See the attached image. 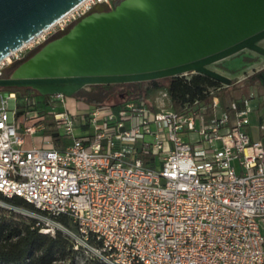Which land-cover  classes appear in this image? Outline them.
I'll return each instance as SVG.
<instances>
[{"label":"built area","instance_id":"built-area-1","mask_svg":"<svg viewBox=\"0 0 264 264\" xmlns=\"http://www.w3.org/2000/svg\"><path fill=\"white\" fill-rule=\"evenodd\" d=\"M97 4L110 9L114 0H81L0 59V78ZM1 91L0 192L56 226L65 216L107 264H264V104L251 95L223 101L211 88L185 111L147 98L79 116L25 111L22 125L8 103L15 92ZM46 117L61 143L45 135L25 146L24 134L43 131Z\"/></svg>","mask_w":264,"mask_h":264},{"label":"water","instance_id":"water-1","mask_svg":"<svg viewBox=\"0 0 264 264\" xmlns=\"http://www.w3.org/2000/svg\"><path fill=\"white\" fill-rule=\"evenodd\" d=\"M81 0H0V59ZM264 0H114L95 5L14 64L0 88L71 97L92 84L202 73L242 49L264 55Z\"/></svg>","mask_w":264,"mask_h":264},{"label":"trees","instance_id":"trees-1","mask_svg":"<svg viewBox=\"0 0 264 264\" xmlns=\"http://www.w3.org/2000/svg\"><path fill=\"white\" fill-rule=\"evenodd\" d=\"M152 87L165 89L172 108L185 111L195 101L199 103L207 101L211 88L216 89V94L224 101L229 85H224L202 73H191L189 76L174 75L152 80ZM0 90L15 92L19 98L38 94L30 87H3ZM71 97L93 107L102 104L116 105L127 99H146L147 93L139 87V81H135L92 84L88 89H79ZM43 133L50 135L55 145H59L62 141L59 132L49 119H45ZM15 207L43 213L19 196L7 197L0 192V264L76 263L80 247L75 248L69 236L59 229L53 234L42 231L43 224L39 220L16 210ZM57 220L63 224L68 223L65 216H59ZM98 264L107 263L100 261Z\"/></svg>","mask_w":264,"mask_h":264},{"label":"rangeland","instance_id":"rangeland-1","mask_svg":"<svg viewBox=\"0 0 264 264\" xmlns=\"http://www.w3.org/2000/svg\"><path fill=\"white\" fill-rule=\"evenodd\" d=\"M259 44L264 46V39H261ZM209 66L229 76L233 80V83L227 88L225 100L239 98L243 95H251L252 98L250 103L252 105L264 104V55L245 48L215 61ZM191 73L193 72H187L183 75L189 76ZM159 79L161 78L139 81V87L147 93L148 100L159 106L172 107L170 101L162 95L165 90L160 87H152V80ZM85 88L88 89L89 86ZM1 92L4 95L6 90H2ZM8 103L10 107H13L14 103H16L15 108L18 113L15 114V118L21 122L22 125L30 122L29 120L23 122V114L25 111L41 114V111L45 112L46 110L68 109L71 112V109L75 108V104H77L79 108L76 107L75 113L79 116L86 115L89 109V106L85 102L76 100L74 97L63 96L61 99L55 95L44 97L40 94H34L31 97L19 98L15 93V102L13 99H9ZM46 119L50 120V117H46ZM251 120V135L255 136L256 127L253 115H251ZM44 136L45 134L43 131H37L33 135L24 134V145L28 146L33 143L40 146ZM15 209L36 218L43 225L49 222L48 225H45L47 230L45 232L53 234L56 229H59L69 236L74 242V247H80V252L77 255L75 264H98L100 261L105 262L98 251L97 242L91 239L85 241L82 236L76 232L75 227L70 222L67 224L60 222V225L56 226L55 223L51 222L52 220H56L50 218L45 213L33 212L22 207H15Z\"/></svg>","mask_w":264,"mask_h":264},{"label":"flooded vegetation","instance_id":"flooded-vegetation-1","mask_svg":"<svg viewBox=\"0 0 264 264\" xmlns=\"http://www.w3.org/2000/svg\"><path fill=\"white\" fill-rule=\"evenodd\" d=\"M60 34V32H58V33H56L54 36H52L49 40H51V39H53V38H55V37H57L58 35ZM48 40V41H49ZM260 41V40H259ZM259 41H258V44H259ZM261 45V44H260ZM34 50V49H33ZM32 51V50H31ZM29 53V52H28ZM26 57V56H25Z\"/></svg>","mask_w":264,"mask_h":264},{"label":"crops","instance_id":"crops-1","mask_svg":"<svg viewBox=\"0 0 264 264\" xmlns=\"http://www.w3.org/2000/svg\"><path fill=\"white\" fill-rule=\"evenodd\" d=\"M79 108V106L77 104H75V108L71 109V112H75L77 108ZM29 146V145H28Z\"/></svg>","mask_w":264,"mask_h":264},{"label":"bare ground","instance_id":"bare-ground-1","mask_svg":"<svg viewBox=\"0 0 264 264\" xmlns=\"http://www.w3.org/2000/svg\"><path fill=\"white\" fill-rule=\"evenodd\" d=\"M12 96H13V94L10 95V97H12Z\"/></svg>","mask_w":264,"mask_h":264}]
</instances>
